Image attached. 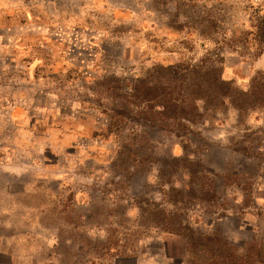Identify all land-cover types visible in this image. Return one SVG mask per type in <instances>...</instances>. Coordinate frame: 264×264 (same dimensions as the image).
<instances>
[{
    "label": "rangeland",
    "instance_id": "obj_1",
    "mask_svg": "<svg viewBox=\"0 0 264 264\" xmlns=\"http://www.w3.org/2000/svg\"><path fill=\"white\" fill-rule=\"evenodd\" d=\"M204 8L220 44L200 35ZM260 17L264 0H0V264L25 254L34 264L223 262L192 258L166 224L264 259V166L229 147L237 111L205 113L192 129L141 119L110 130L113 107H135L106 88L127 96L154 67L210 53L245 89L264 72V54L241 40ZM245 121L264 124L257 114ZM185 164L206 175V197L195 184L181 201ZM145 203L173 219L149 223Z\"/></svg>",
    "mask_w": 264,
    "mask_h": 264
},
{
    "label": "trees",
    "instance_id": "obj_2",
    "mask_svg": "<svg viewBox=\"0 0 264 264\" xmlns=\"http://www.w3.org/2000/svg\"><path fill=\"white\" fill-rule=\"evenodd\" d=\"M202 15L203 19L199 25L200 35L220 44L213 37V31L218 26L213 12L204 8ZM236 38L233 37L234 41H237ZM241 40L250 45L258 55L264 54V17L257 19L251 29L244 33ZM224 42L229 45V40ZM219 60L217 55L208 53L198 63L180 62L174 65L154 67L144 77L135 79L130 87L125 86V89H129L127 96L118 95L119 87H106L114 91L118 98L135 107L134 110L128 105L122 108L113 107L109 114V129L119 127L125 120L138 122L141 119L146 121L145 124L163 129H192V126L204 121L205 113H216L226 107H231L238 113L237 129L239 131L230 139V149L234 153L257 162L259 166H264V124L252 126L245 121L246 117L257 114L264 122V72L254 75L247 88H239L233 82L223 78V67ZM184 160L188 162L189 159L185 158L180 161ZM184 168L188 170L190 186L186 190L189 193H179L181 201L188 203L189 198L185 199V197L196 195L195 188H193L195 184H198L197 191L202 192L201 194L206 197L208 195L206 175L191 169L187 164ZM213 191H215L214 188ZM169 192L177 193V190L170 187ZM145 204L146 207L138 206V209L143 212L148 211L146 219L149 223L160 226L165 224L164 220L170 223L173 219V215L167 214L165 209L158 212L159 209L154 210L150 203ZM143 216H145L144 213ZM162 229L184 236L192 258L201 251L209 253L211 258H221L223 261L221 264H255V262L264 264L263 258L248 262L251 255L238 256L236 249L222 241L221 237L216 234L196 235L189 227H182V225L174 227L166 224ZM186 231L189 232L185 233ZM254 255L260 256L257 253Z\"/></svg>",
    "mask_w": 264,
    "mask_h": 264
},
{
    "label": "crops",
    "instance_id": "obj_3",
    "mask_svg": "<svg viewBox=\"0 0 264 264\" xmlns=\"http://www.w3.org/2000/svg\"><path fill=\"white\" fill-rule=\"evenodd\" d=\"M16 210H18V209H16ZM23 236H25V237H23ZM17 238H18L17 240L22 241V244H26L28 242L27 241V239H28L27 235L22 234V237H17ZM32 256L34 257V255H32V254L31 255L25 254L21 257L22 258L21 261L23 262V264H34Z\"/></svg>",
    "mask_w": 264,
    "mask_h": 264
}]
</instances>
